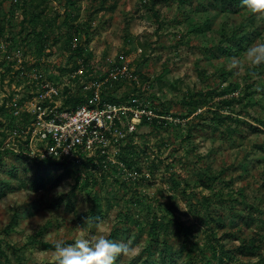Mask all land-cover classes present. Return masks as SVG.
Masks as SVG:
<instances>
[{"label":"rangeland","instance_id":"rangeland-1","mask_svg":"<svg viewBox=\"0 0 264 264\" xmlns=\"http://www.w3.org/2000/svg\"><path fill=\"white\" fill-rule=\"evenodd\" d=\"M14 1L0 0V264H52L55 240L109 237L115 226L118 242L139 249L117 264H139L155 222L158 264H264V65L227 70L264 42V22L240 0ZM121 57L134 80L110 96L162 118L121 153L127 173L1 149L33 74L58 84L63 105ZM243 245L255 256H239Z\"/></svg>","mask_w":264,"mask_h":264},{"label":"built area","instance_id":"built-area-1","mask_svg":"<svg viewBox=\"0 0 264 264\" xmlns=\"http://www.w3.org/2000/svg\"><path fill=\"white\" fill-rule=\"evenodd\" d=\"M120 60L108 62L111 64L108 76L86 86L87 95L74 109L59 101L58 84L33 74L35 93L29 99L11 103L10 124L1 149L39 162L91 160L106 170L116 166L127 173L119 159L122 150L132 144L141 126H150L162 118L135 101L123 105L106 100L120 80H134L130 60L124 57ZM26 118L29 119L23 121Z\"/></svg>","mask_w":264,"mask_h":264},{"label":"clouds","instance_id":"clouds-1","mask_svg":"<svg viewBox=\"0 0 264 264\" xmlns=\"http://www.w3.org/2000/svg\"><path fill=\"white\" fill-rule=\"evenodd\" d=\"M240 3L258 21L264 22V0H240ZM260 65H264V42H255L241 57L231 58L227 70L241 77ZM53 249L52 264H117L118 259H133L139 255L138 247L131 242H118L104 234L91 239L77 236L71 243L57 239L53 242Z\"/></svg>","mask_w":264,"mask_h":264},{"label":"trees","instance_id":"trees-1","mask_svg":"<svg viewBox=\"0 0 264 264\" xmlns=\"http://www.w3.org/2000/svg\"><path fill=\"white\" fill-rule=\"evenodd\" d=\"M20 0H15L14 2H15V5H18V4H20L21 3V1L19 2ZM233 3H230V5H229V8L230 7H234V4H235V6L238 4V2H237V0H231ZM24 3H28V0H24ZM19 6V5H18ZM32 6V5H31ZM33 7V6H32ZM40 8V6H36L35 8L33 7V9H34V11H35V13L37 12V10ZM34 13V14H35ZM34 14H33V19H35V21H37V22H39L40 21V15L42 14V11L41 12H39L37 15H35L34 16ZM37 30V29H36ZM236 37H237V35H235V33L233 34V37L231 38V40H235L236 41ZM242 45H239V47H241ZM230 51V49H226V52H229ZM231 52V51H230ZM81 50H79V49H76V51H74V54L75 55H81ZM110 94H111V92L110 93H108L107 95H106V100L107 101H111L112 103H119V100H116V99H114V98H112L111 96H110ZM83 99V96H76V97H73L72 99H69L68 101H65L64 102V106L65 107H71V108H75L76 106H78V104L80 103V101ZM155 112H157V111H155ZM157 114H160V113H157ZM160 116V115H159ZM29 118H26V119H24L23 121H27ZM153 124L155 125V121H153ZM152 124V125H153ZM152 125H150V126H152ZM264 125V124H263ZM252 130H254V131H258V130H256V128L255 129H252ZM133 146V141H132V144L131 145H128L126 148H124L123 150H122V152L124 151V150H127L128 148H131ZM122 155H119V159H120V162H122L125 166H126V168H128V166H129V163H127L126 161H124V159L121 157ZM87 162H91V160H89V161H87ZM59 164V163H58ZM114 168H116L117 170H120V169H118L116 166H112L110 169H114ZM109 169V170H110ZM204 186H206V184H204ZM206 188H209V185H207L206 186ZM100 204H98V206H99ZM125 227H126V225H124ZM152 228H154V229H152L151 231H152V233H150V243H149V245L145 248V250L143 251V254H144V252H147L146 253V258H143L142 259V261L141 262H139V264H158L157 262H159L158 261V259L156 258V252H154L153 250H154V247H153V245L157 242V239H156V236H155V229H157L158 228V224H157V222H155V224H153V226H152ZM122 232V229H120V228H118L117 226H115L114 228H113V231H112V233L109 235V237L108 238H110V239H113V240H115V241H117V237L120 235V233ZM186 228H184L183 226H182V224H180V227H179V234H181V237H183V238H186ZM236 250V253L239 255V256H242V257H253V256H255V252H254V249H252V247L251 246H245V245H243V247H239V248H237V249H235ZM2 253H4V251H2ZM120 259H118V261H119ZM117 261V262H118ZM173 261H175V257L173 256V255H171V256H169V257H167V260H166V262H168V263H171V262H173ZM165 262V263H166ZM130 264H133V262H131Z\"/></svg>","mask_w":264,"mask_h":264}]
</instances>
